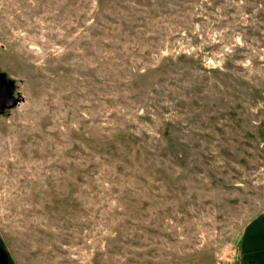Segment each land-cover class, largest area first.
I'll use <instances>...</instances> for the list:
<instances>
[{
	"label": "rangeland",
	"instance_id": "374dc122",
	"mask_svg": "<svg viewBox=\"0 0 264 264\" xmlns=\"http://www.w3.org/2000/svg\"><path fill=\"white\" fill-rule=\"evenodd\" d=\"M0 74L5 264H264V0H0Z\"/></svg>",
	"mask_w": 264,
	"mask_h": 264
},
{
	"label": "water",
	"instance_id": "95a60500",
	"mask_svg": "<svg viewBox=\"0 0 264 264\" xmlns=\"http://www.w3.org/2000/svg\"><path fill=\"white\" fill-rule=\"evenodd\" d=\"M13 91V82L5 80L0 74V112L8 110V108L16 103ZM0 264H5L4 256L2 254H0Z\"/></svg>",
	"mask_w": 264,
	"mask_h": 264
},
{
	"label": "crops",
	"instance_id": "0c3cea01",
	"mask_svg": "<svg viewBox=\"0 0 264 264\" xmlns=\"http://www.w3.org/2000/svg\"><path fill=\"white\" fill-rule=\"evenodd\" d=\"M262 218H264V211L263 212H261L257 217H255L254 218V220L256 221H259V220H261ZM245 234V233H244ZM244 237V236H243Z\"/></svg>",
	"mask_w": 264,
	"mask_h": 264
}]
</instances>
